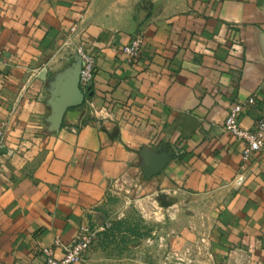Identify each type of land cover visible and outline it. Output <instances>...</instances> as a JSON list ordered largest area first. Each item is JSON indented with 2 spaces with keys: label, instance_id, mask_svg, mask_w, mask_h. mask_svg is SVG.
Here are the masks:
<instances>
[{
  "label": "crops",
  "instance_id": "0c3cea01",
  "mask_svg": "<svg viewBox=\"0 0 264 264\" xmlns=\"http://www.w3.org/2000/svg\"><path fill=\"white\" fill-rule=\"evenodd\" d=\"M72 24L96 56L81 103L77 61L57 52ZM138 32L127 63L114 47ZM235 101L242 127L264 113V0H0V264L61 257L54 238L101 227L117 190L145 220L173 212L165 194L204 204L209 260L264 264V150L241 168L222 128Z\"/></svg>",
  "mask_w": 264,
  "mask_h": 264
},
{
  "label": "rangeland",
  "instance_id": "374dc122",
  "mask_svg": "<svg viewBox=\"0 0 264 264\" xmlns=\"http://www.w3.org/2000/svg\"><path fill=\"white\" fill-rule=\"evenodd\" d=\"M115 192L108 226L86 252L94 253L98 264H221L209 260L211 223L204 204L165 194L162 199L172 202L173 212L163 220H145L126 202L125 191Z\"/></svg>",
  "mask_w": 264,
  "mask_h": 264
},
{
  "label": "built area",
  "instance_id": "2783aa9c",
  "mask_svg": "<svg viewBox=\"0 0 264 264\" xmlns=\"http://www.w3.org/2000/svg\"><path fill=\"white\" fill-rule=\"evenodd\" d=\"M78 34V28L75 24L68 27L61 36L60 44L57 52L65 56H77L80 62L79 70V87L84 96L93 80L96 56L88 51L84 43L80 39H75ZM143 44V34L138 32L124 45L114 47V50H120L126 57L127 63H132L141 54ZM89 104L90 101L87 100ZM244 103L235 101L232 103L229 111L223 121V130L234 137L237 141L244 142L241 151V168H245L254 158V156L264 150V113L261 114L249 128L242 127L239 123V115L242 111ZM8 129V121L0 124V155L2 149L5 148L6 131ZM242 176H238V182L242 181ZM104 223L99 228H92L87 224H82L73 239L62 244L58 236L53 240L55 247H61L62 256L56 257L53 247H45L42 249L44 264H75L84 259L86 252L96 240V234L99 230H103Z\"/></svg>",
  "mask_w": 264,
  "mask_h": 264
},
{
  "label": "water",
  "instance_id": "95a60500",
  "mask_svg": "<svg viewBox=\"0 0 264 264\" xmlns=\"http://www.w3.org/2000/svg\"><path fill=\"white\" fill-rule=\"evenodd\" d=\"M77 64H78V73H77V82L79 85V70H80V62L77 56H74ZM90 95V94H89ZM84 100V94L81 92V90H79V101L80 103ZM166 160H165V156L163 154L158 155L156 157H154L148 164L147 167L144 168L143 174L146 178L151 177L152 175H155L159 172V170L164 166ZM161 204L163 206H169L172 204V202L170 201H161Z\"/></svg>",
  "mask_w": 264,
  "mask_h": 264
}]
</instances>
